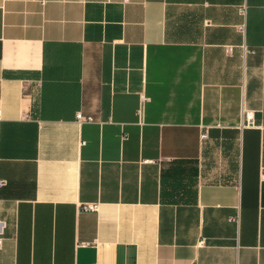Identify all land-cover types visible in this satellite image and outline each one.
<instances>
[{"label": "crops", "instance_id": "0c3cea01", "mask_svg": "<svg viewBox=\"0 0 264 264\" xmlns=\"http://www.w3.org/2000/svg\"><path fill=\"white\" fill-rule=\"evenodd\" d=\"M259 126L264 0H0V264H264Z\"/></svg>", "mask_w": 264, "mask_h": 264}, {"label": "built area", "instance_id": "2783aa9c", "mask_svg": "<svg viewBox=\"0 0 264 264\" xmlns=\"http://www.w3.org/2000/svg\"><path fill=\"white\" fill-rule=\"evenodd\" d=\"M146 101V98L142 97L141 98V104L140 107L138 109V117L141 120L142 119V114H143V104ZM76 120L78 122L80 121H90V119H84L80 116V114H76ZM254 128L257 127L255 124V119H254V114L252 111L249 110H244L243 114H242V121H241V128ZM259 128L264 132V126H259ZM201 139H205L206 138V134H202ZM3 182L0 181V185H2ZM80 210L84 211V212H95L96 210V205L95 204H82L80 206ZM0 243H1V224H0ZM199 245H203V241L199 242Z\"/></svg>", "mask_w": 264, "mask_h": 264}]
</instances>
